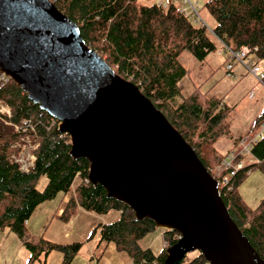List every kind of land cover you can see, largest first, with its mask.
Returning a JSON list of instances; mask_svg holds the SVG:
<instances>
[{
	"label": "trees",
	"instance_id": "obj_1",
	"mask_svg": "<svg viewBox=\"0 0 264 264\" xmlns=\"http://www.w3.org/2000/svg\"><path fill=\"white\" fill-rule=\"evenodd\" d=\"M51 1L79 26L86 44L116 74L134 83L190 144L219 181L231 217L264 259V199L251 208L239 192L253 171L264 172V136L252 146L256 162L217 176L215 170L225 155L217 151L215 144L220 138H232L229 118L233 107L223 98L201 91V87L179 101V83L186 71L177 61L184 51L204 60L216 48L207 27L185 17L174 3L165 7L160 2L146 4L140 0ZM202 7L215 20L211 35L231 50L250 48L257 63H264V0H205ZM0 102L11 112L9 116L0 114V230L8 229L24 240L30 261L53 251L63 252L65 261H70L83 246L81 242L61 245L44 237L37 244L25 239L26 223L36 208L63 194V198L69 197L60 215L65 223L79 209L100 216L121 211L116 219L99 223L92 230L88 239L98 237L97 248L112 242L118 251L132 258L133 264H165L167 249L180 237L177 232L164 230L165 245L160 254L143 249L140 241L157 229L155 222L136 220L129 206L108 198L104 187L89 181L90 163L72 157L70 136L59 131L60 122L30 100L8 76L0 80ZM263 121L264 112L255 119L247 136L253 135ZM26 136L38 143L34 164L27 172L14 160L21 151L16 145L22 144ZM243 137H235L234 144L237 146ZM42 177L47 184L40 191L37 185ZM186 258L175 264H208L201 253L191 261Z\"/></svg>",
	"mask_w": 264,
	"mask_h": 264
},
{
	"label": "water",
	"instance_id": "obj_2",
	"mask_svg": "<svg viewBox=\"0 0 264 264\" xmlns=\"http://www.w3.org/2000/svg\"><path fill=\"white\" fill-rule=\"evenodd\" d=\"M0 72L60 122L93 185L180 235L165 264L196 251L208 264H264L190 144L51 0H0Z\"/></svg>",
	"mask_w": 264,
	"mask_h": 264
},
{
	"label": "rangeland",
	"instance_id": "obj_3",
	"mask_svg": "<svg viewBox=\"0 0 264 264\" xmlns=\"http://www.w3.org/2000/svg\"><path fill=\"white\" fill-rule=\"evenodd\" d=\"M171 2V0H162ZM142 3L160 2V0H140ZM205 0H198L200 8L199 15L206 23L210 38L214 41L216 48L211 51L204 60H200L193 56L189 51H184L179 57L177 63L186 71L185 77L179 83L181 94L179 101L182 98L189 96L196 88L201 87V91H209L210 96L223 98L229 106L233 107L232 115L229 118L231 124L232 138H220L215 147L217 151L225 155L223 163L215 170L217 176H221L223 172L228 171L225 161L228 156L238 152L242 148V142L234 144V138L238 136L246 137L250 131L251 125L255 119L264 112V84L260 82L255 75L245 70H233L234 75L227 72V55L224 53L223 44L211 35L215 25L214 17L202 7ZM182 3V1H181ZM253 63L258 62L255 55H251ZM260 66L264 69V63ZM250 94L254 96L250 98ZM0 102V114L10 115V108ZM16 131L19 127L16 126ZM17 147H21L19 154L14 156V160H24L25 164H29L31 158L34 157V150L38 147V143L33 141L30 136L23 138V143H17ZM241 161L247 164L251 162V157L248 154L242 155ZM238 161L234 160L232 167L237 166ZM225 170V171H224ZM79 180H76L77 184ZM47 184V179L42 177L38 182V190L42 191ZM239 192L244 198L247 205L255 208L259 202L264 199V172L260 170L253 171L247 179L239 187ZM63 194H59L52 201L40 204L31 218L28 220L29 226L26 223V240L33 244H37L42 237V233L47 229L59 209L63 206ZM108 216H100L94 213L80 210L75 214V227L68 228V232L63 231L67 227V223L59 220L58 227L55 228L50 238L47 240L62 245L71 244L74 242L83 243L82 248L77 252L70 261H65L64 253L61 251H53L50 256H40L35 261H30L31 253L24 244V240L15 232L8 229L0 230V264H94L90 256L89 236L92 230ZM164 229L157 228L148 233L141 241L140 245L143 249H151L155 255L161 253L165 242L163 239ZM94 241V240H93ZM111 246L114 244L111 242ZM103 250V249H102ZM128 256L125 252H120ZM199 254L198 251L188 253L187 261H191Z\"/></svg>",
	"mask_w": 264,
	"mask_h": 264
},
{
	"label": "built area",
	"instance_id": "obj_4",
	"mask_svg": "<svg viewBox=\"0 0 264 264\" xmlns=\"http://www.w3.org/2000/svg\"><path fill=\"white\" fill-rule=\"evenodd\" d=\"M182 1V3H180ZM171 3L178 4L179 11L187 18L193 19L196 23L200 24L201 26H206V23L201 19L199 15V5L198 0H171ZM162 5L167 7L169 3L161 2ZM257 49L255 48L254 51ZM224 52L227 53L228 59L230 63L227 65L228 71H232L233 64L237 63L241 66L248 69L249 72H251L253 75L256 76V78L264 84V69L258 64L253 63V60L251 58V49L248 47H244L240 50H231L227 46L224 49ZM0 80H7V77L3 74H1ZM254 95L250 94V98H252ZM9 109V108H8ZM10 111V110H9ZM24 125H27V123H24ZM264 136V121L261 123L258 130L255 132L253 136H248L244 138L242 142V148L237 153L232 152L227 158L228 160L225 161L226 168L231 169L232 164L234 163V160L238 161L237 166H235L233 169H240L245 165V162L241 161L240 158L242 155L248 154L251 157V162L248 163H254L256 162V159L252 156L251 150L252 146L262 137ZM35 161V156L31 158V161H29V164H25L24 160L21 158L20 160H16L20 164V169L22 171H29L30 168L33 166ZM225 178V177H224ZM116 211V210H115ZM118 214L121 213V211L116 212Z\"/></svg>",
	"mask_w": 264,
	"mask_h": 264
},
{
	"label": "crops",
	"instance_id": "obj_5",
	"mask_svg": "<svg viewBox=\"0 0 264 264\" xmlns=\"http://www.w3.org/2000/svg\"><path fill=\"white\" fill-rule=\"evenodd\" d=\"M239 69L245 70V68L243 66H241L240 64H235L233 70L236 71ZM68 199H69L68 196L63 198V201H62L63 206L67 202ZM63 206L61 207V209H59L58 213L55 215L54 219L51 221V223L49 224L47 229L42 233L43 234L42 237L49 239L51 234L55 230V228L58 227V225L60 223L59 220H61L60 215L62 213ZM80 210L81 209H79L78 212ZM115 217H116V215L114 216L113 214H111L107 219H104L102 223H107L109 221H112L115 219ZM75 220H76V217H74L69 223H67V227L63 231L64 233L68 232L67 231L68 228L72 229L75 227ZM27 226H29V222L27 223ZM72 231H74V229H72ZM53 243H55V242H53ZM97 243H98V237H96L94 239V241H92V243L90 242V256L92 257L94 264H133L132 258L129 255L126 256L124 254H120V251H118L116 249V246L114 243H113L114 246H111V243H108L106 245L105 244L102 245L100 248H97ZM57 244H59V243H57ZM50 254L47 256V259L50 256Z\"/></svg>",
	"mask_w": 264,
	"mask_h": 264
}]
</instances>
